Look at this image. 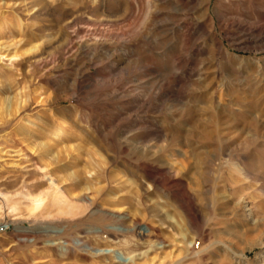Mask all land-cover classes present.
<instances>
[{
	"label": "rangeland",
	"instance_id": "obj_1",
	"mask_svg": "<svg viewBox=\"0 0 264 264\" xmlns=\"http://www.w3.org/2000/svg\"><path fill=\"white\" fill-rule=\"evenodd\" d=\"M48 178L0 264H264V0H0V192Z\"/></svg>",
	"mask_w": 264,
	"mask_h": 264
},
{
	"label": "bare ground",
	"instance_id": "obj_2",
	"mask_svg": "<svg viewBox=\"0 0 264 264\" xmlns=\"http://www.w3.org/2000/svg\"><path fill=\"white\" fill-rule=\"evenodd\" d=\"M49 135L50 137L48 139V142H52V140L56 139L58 136L57 127L52 131H50ZM46 173H44L43 176H46ZM248 174H250L251 176H258L261 173H259V170L257 168H253L251 171L248 172ZM48 181L49 183L47 189L39 193H32L30 191L25 190V191H20L14 195H8L6 193L0 192V217L1 218L4 216L11 217L12 218V219L10 218L11 221H16L21 219L33 220L34 222L37 223L41 221L42 222L47 220L49 221V219L65 220L67 218H71L74 216L76 217V215H78L81 212V208L79 207L80 205L78 206L76 204L77 202L75 203L73 200L65 197L64 194L61 192V190L54 184L51 178H48ZM114 211H120V210H114ZM107 217L109 218V220H111V222H115V223L116 222L123 223L126 220L125 218H120L119 216L112 214H107ZM121 226L124 230L125 226L123 225ZM61 229H55L57 231L56 233L60 232ZM139 234L140 237H145L143 233H139ZM25 241L30 242V240L28 239H25ZM83 247L84 248L86 247L88 248V250H91L93 254H97V255L99 253H101L102 255L107 254L105 253L107 250L103 248L102 249L90 248L88 247V245H85ZM146 252L147 251H143L137 255H132L131 253L128 252L126 253L127 254L126 259H124L122 263H124L125 260H127L128 262H130V260H133L131 262L132 264H135L134 263L135 260H141L142 257L139 256L145 254ZM115 264H119V263H115Z\"/></svg>",
	"mask_w": 264,
	"mask_h": 264
},
{
	"label": "built area",
	"instance_id": "obj_3",
	"mask_svg": "<svg viewBox=\"0 0 264 264\" xmlns=\"http://www.w3.org/2000/svg\"><path fill=\"white\" fill-rule=\"evenodd\" d=\"M9 229V226L7 224H0V235L6 233Z\"/></svg>",
	"mask_w": 264,
	"mask_h": 264
}]
</instances>
